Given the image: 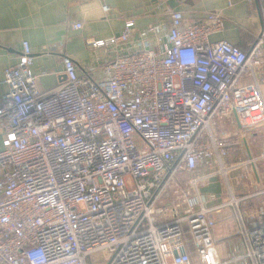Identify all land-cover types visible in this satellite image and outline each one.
Returning a JSON list of instances; mask_svg holds the SVG:
<instances>
[{"label":"built area","instance_id":"2783aa9c","mask_svg":"<svg viewBox=\"0 0 264 264\" xmlns=\"http://www.w3.org/2000/svg\"><path fill=\"white\" fill-rule=\"evenodd\" d=\"M253 2L261 29L248 49L210 39L225 27L216 11L187 22L170 10L156 48L160 26L134 33L127 18L87 40L108 53L99 72L63 56L66 80L49 91L22 41L2 78L0 264H264V188L235 193L224 163L238 150L237 167L251 166L240 138L251 152L245 134L260 131L251 154L264 166V0ZM213 176L224 202L199 191ZM219 224L234 230L214 238Z\"/></svg>","mask_w":264,"mask_h":264},{"label":"crops","instance_id":"0c3cea01","mask_svg":"<svg viewBox=\"0 0 264 264\" xmlns=\"http://www.w3.org/2000/svg\"><path fill=\"white\" fill-rule=\"evenodd\" d=\"M103 4L109 6L106 13L102 10ZM172 9L182 11L187 22L203 20L210 11L219 12L224 17V30L211 34L210 39L225 40L242 49L249 48L261 29L258 5L248 4L247 0H0V103L8 92V86L2 82L3 70L17 62L22 41H28L31 48L39 89L49 91L66 80L63 56L73 59L79 74L90 67L99 72L101 61L108 53L94 50L87 45V40L121 33L127 18L134 20V33L146 26H160L157 34L150 37L156 48V38L164 37L168 12ZM77 21L82 23L79 29L73 28ZM53 45H58L57 49L49 51ZM260 86L264 94V80ZM255 146L258 148V144ZM239 158L237 150L224 159L230 165L228 177L231 169L241 168L237 167ZM241 169L249 176L252 167L245 165ZM202 186L221 202L219 176L211 177Z\"/></svg>","mask_w":264,"mask_h":264},{"label":"rangeland","instance_id":"374dc122","mask_svg":"<svg viewBox=\"0 0 264 264\" xmlns=\"http://www.w3.org/2000/svg\"><path fill=\"white\" fill-rule=\"evenodd\" d=\"M228 131H231V124L229 121L226 122L225 127H223L222 129H219L220 133H228ZM258 132H259L260 136H256V137H252V135L250 133L245 134L247 141L252 142L254 144V145L251 144V152L253 153V155L256 154V150H257L255 144H258V139L261 140V132L260 131H258ZM256 168H257V172H258L259 178L261 180V183L264 184V166L259 164V163H256ZM243 175H244V173H243V170L241 168L231 169V172L229 173V180L231 183V187L235 193H245L248 190L254 192L256 189H258V186H257L258 183H257V180L255 178L253 169L250 170L249 181H247V179L244 178ZM182 177L185 178L186 176L183 175ZM209 180H210V178L206 179L204 182L206 183ZM220 180H221V178H220ZM250 182H252V185H249ZM198 188L202 194H204V192H206L205 194H208V192L206 191V189H208V188H204L201 183H199ZM221 188H222L221 202H224L228 199V196H226L224 194V192H227V186H226L225 181L222 182V180H221ZM239 190L241 192H239ZM254 199H255V201L256 200L261 201L262 199H264V195H262L261 197H254ZM229 227L231 228V226H229ZM231 230H234V229H229L228 226L226 227V226H223L221 224L216 225L215 228L213 229V232H212L213 237L214 238H221V237L224 238L228 233L231 232ZM226 244H227L226 241H218V244L215 248V251H216L217 257L219 259H223L224 257L227 256L226 252H225ZM88 263L89 264H95L93 262V260H91V257L88 259Z\"/></svg>","mask_w":264,"mask_h":264},{"label":"water","instance_id":"95a60500","mask_svg":"<svg viewBox=\"0 0 264 264\" xmlns=\"http://www.w3.org/2000/svg\"><path fill=\"white\" fill-rule=\"evenodd\" d=\"M243 141H244V144H245V147H246V151H247L248 158L251 159V166H252V169H253V172H254L255 178H256V180H257V183H258L259 186H261L262 188H264V184L261 183V180H260V178H259V175H258V172H257L256 165H255L254 161H252V159H253V158H252V154H251L250 149H249V147H248V145H247V142H246L245 139H243Z\"/></svg>","mask_w":264,"mask_h":264}]
</instances>
